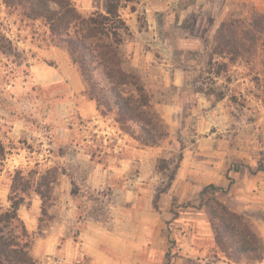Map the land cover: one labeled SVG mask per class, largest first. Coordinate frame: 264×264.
<instances>
[{"label": "crops", "instance_id": "obj_1", "mask_svg": "<svg viewBox=\"0 0 264 264\" xmlns=\"http://www.w3.org/2000/svg\"><path fill=\"white\" fill-rule=\"evenodd\" d=\"M73 1L82 14L95 11L104 13L106 0ZM239 4L249 6L250 10L254 9L256 12L264 11V0H130L120 8L119 13L129 33L121 46L126 66L140 77L151 93L152 110L165 130L158 145L153 147L140 145L121 131L112 118L101 116L96 103L85 95V85L69 56L63 50L47 45L46 57L52 59L55 69L46 72V68H51L39 65L36 68L37 77L44 85H55L61 81L67 83L63 96L54 108L57 119L62 123V135L75 127L74 123L69 122L71 119L85 120V128H90L102 142L104 150L100 152V156L110 158V150L115 154L117 164L114 165V162L108 165L94 162L89 155L74 151L77 160H85L91 165L84 185L97 197L103 189L109 187L120 193L121 197L114 205L108 206L113 213L107 219L109 223L102 218H73L78 208L74 204L75 197L70 194H67L68 205L61 210L66 213L67 218H47L43 227L40 226L41 218L30 216L32 205L31 209L30 206L29 209L24 207L23 218L20 217L23 207H20L18 214L25 229L31 235L38 232L40 254L55 253V243L64 237L67 242H71V236L66 237L65 226L72 224L82 226L81 244L89 256H105L106 249L117 255L124 245L134 243L132 235L128 238L131 242H125L128 235L125 222L127 215L125 216L123 209L125 210L128 197L132 194L133 203H138L142 191H150L152 198L156 196L163 178V171L156 167L157 162H167L173 156H180L173 180L160 193L158 207L151 210L150 214L157 243L165 244L162 234L166 229V221L172 219L175 222L173 218H207L197 205L202 190L208 185L228 188L227 193H220L218 197L234 212L246 214L250 218H255L249 215L250 211L264 213V145L260 136L253 131L249 134L244 132V127L247 128L249 123L237 125L222 110L220 103L212 105L201 91L190 90L193 94L186 99L183 97L188 92L191 78L188 72L190 65L186 68L183 64L194 61L192 58H184L183 54L209 48L221 20L225 19L231 7ZM205 14L210 15L207 26L203 19L188 25L183 22L184 16ZM37 23L41 25L43 33L48 35L46 27ZM202 29L204 34L199 35ZM219 60L220 58L213 57L212 63ZM109 147L110 150L106 151L105 148ZM126 175L130 178H125ZM115 177L119 183L117 187H114V181L111 180ZM228 178L233 182L230 186ZM63 179L59 189L66 184ZM143 181H148L144 184L147 186L145 190L142 188ZM5 193V197L0 198V204L6 208L8 190ZM105 198L106 196L103 199ZM135 219L141 228L144 225L142 217ZM254 223L264 241V224ZM50 244H54L53 249ZM69 248L67 246V255H70Z\"/></svg>", "mask_w": 264, "mask_h": 264}, {"label": "rangeland", "instance_id": "obj_2", "mask_svg": "<svg viewBox=\"0 0 264 264\" xmlns=\"http://www.w3.org/2000/svg\"><path fill=\"white\" fill-rule=\"evenodd\" d=\"M233 8L229 9L224 20L242 18L247 21L246 23L254 20L264 25V11L251 14L249 6H240V4ZM209 16V14L188 15L184 16L183 22L188 25L193 21L199 22L203 19L202 21L207 26L210 22ZM37 22H21L15 14L7 12L0 0V37H3L0 40V142L6 153L5 159L0 161V198L5 197L6 190H9L10 177L16 168L26 170L36 168L42 173L51 168L56 170L60 181L56 183L51 197L44 204L39 198L33 196L31 200L33 209L30 216L41 218V227L45 225L44 221L47 218H67L66 213L61 210L63 206L68 205L66 203L67 194L71 196L75 194L74 204L78 212L75 211L73 218L78 217L80 220L82 218L84 220L85 218H102L105 222L113 215L108 206L114 205L121 195L110 187L103 189L98 197L92 191L87 190L84 182L91 165L85 160H77L73 152L78 151L83 155H89L94 162L108 165L114 162V165L117 164L115 154L109 147L105 150H110V158L100 156V152L104 150L102 142L90 128H85V120L83 122L81 119H71L69 122L74 123L75 127L72 131H67L65 135H62L63 132L60 130L62 123L57 119L54 108L63 96L67 83L61 81L55 85H44L37 77L36 68L39 65H47L51 68H46V72L55 69L54 62L46 57L45 53L49 45L47 35L43 33L41 25ZM203 30L199 31V35L204 32ZM249 30H252V26L248 23L240 34ZM245 38L247 36L244 34ZM250 40L255 42L254 48L249 49L248 53L234 63L227 60L225 67L208 63V54L209 51H214V45L207 47L206 51L183 54L184 58L194 59L191 63L183 64L186 68L190 65L187 70L191 77L188 92L184 93L183 97L186 99L191 96L193 93L190 90L201 91L210 99L212 105L215 102L220 103L222 110L237 125L240 123L248 125L249 123L247 128L244 127V132L249 134L253 131L258 134L264 145V35L260 36V34L251 32ZM250 40L246 44H249ZM121 53L124 68L131 71L126 66L123 52ZM226 56V59L230 58L229 55ZM157 118L159 120L157 135L162 137L165 132L164 126L158 116ZM57 147H59L58 150ZM57 155H61V158L56 157ZM178 161L179 156H173L167 162L163 160L157 162L156 167L159 171H163V178L156 196L152 198L150 191H142L138 203H133L131 194L126 202L125 210L122 207L125 216L127 215L125 222L128 235H126L125 242H131L128 238L132 235L135 239L134 243L124 245L117 255L110 253L112 250L106 249L105 256H98V254L89 256L81 244L82 226L72 224L65 226L66 237L71 236V242H67L65 237L57 240L55 243L57 251L43 255L39 253L38 232L35 231L30 236L32 240L30 253L36 264H93L94 261L96 264H100L98 262H103V264H165L169 246H172L169 256L170 264H207L208 251L213 247V233L207 218H173L175 222L172 219L166 221V229L162 234L164 245L162 242L157 243V236L152 230L154 225L150 223L151 210L157 209L160 193L166 190L168 177L175 170ZM125 178L130 177L126 175ZM61 179L66 181V184L59 189ZM111 180L114 181V187H117L119 183L116 182V177ZM119 180L122 181L121 177ZM131 180L134 178L131 177ZM147 183L148 181H143V190L146 189L147 186L144 184ZM105 196L106 198L103 199ZM22 207L20 217L23 218L25 208L29 209V207ZM175 213L178 214V212ZM140 215L144 222L141 228L135 219L141 218ZM249 215L255 217L250 218L253 222L264 224V213L250 211ZM106 223L109 221L107 220ZM53 245L50 244L51 249ZM67 246H70V255L66 253ZM215 264L231 263L221 261Z\"/></svg>", "mask_w": 264, "mask_h": 264}, {"label": "trees", "instance_id": "obj_3", "mask_svg": "<svg viewBox=\"0 0 264 264\" xmlns=\"http://www.w3.org/2000/svg\"><path fill=\"white\" fill-rule=\"evenodd\" d=\"M128 1L106 0L104 13L90 14L80 13L73 0H1V4L21 22H41L48 32V44L69 56L85 85V95L96 103L100 115L113 117L121 131L140 145L153 147L158 145L161 136L157 135L159 120L152 110V95L139 76L124 68L122 59L121 46L129 33L119 10ZM256 13L251 10V14ZM227 19L219 24L213 36L214 51H209L208 63H212L213 57L220 58L212 63L219 67H225L227 60L234 63L254 48L251 32L264 35V25L251 20L248 23L252 30L244 33L247 36L244 39V34L240 33L248 25L247 21ZM226 55L230 58L226 59ZM5 155L0 142V161ZM173 174L174 171L168 177L166 188L172 182ZM228 179L230 186L233 182ZM57 181L58 174L51 168L43 173L36 168L18 169L11 175L8 207L0 204V264H36L30 253L31 234L25 229L18 211L22 206L29 207L33 196L44 204L51 197ZM227 191L228 188L208 185L202 190L197 205L205 212L213 233V247L208 251L207 264L221 261L262 264L264 241L261 234L248 215L234 212L221 202L218 195ZM73 196L76 199L75 194ZM171 250L172 246H169L165 264H170Z\"/></svg>", "mask_w": 264, "mask_h": 264}]
</instances>
